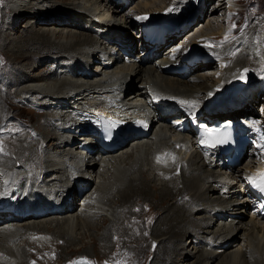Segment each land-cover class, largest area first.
<instances>
[{
    "label": "bare ground",
    "instance_id": "obj_1",
    "mask_svg": "<svg viewBox=\"0 0 264 264\" xmlns=\"http://www.w3.org/2000/svg\"><path fill=\"white\" fill-rule=\"evenodd\" d=\"M108 1L2 0L1 71L8 72L0 76L1 87H6L0 90V134L10 135L0 136V208L7 209L0 214V264H28L22 246L32 250L30 238L35 236L37 244L44 238L48 244L63 241L57 257L65 259L73 252L108 255L114 246L136 249L133 261L143 263L150 241L155 247L151 264H264V222L247 213L253 204L239 195L241 190L219 181L230 174L243 179V168L231 164L223 171L194 146L186 126L187 113L198 110L195 104L204 102L203 111L217 108L223 92L244 70L247 75L252 67L248 59H256L263 49L250 36L243 37L246 33L217 45L231 36L220 35L215 30L218 20L212 19L220 10L232 13L228 0H198L196 19L204 16L207 21L191 26L196 30L183 42L186 33H181L191 24L177 26L185 0H142L131 12L152 21L146 24L155 37L143 42L138 53L126 35L134 19L127 14L120 18L119 8ZM108 12L109 19L103 20ZM25 19L24 31L13 38L10 29L17 30ZM168 41L181 48L188 44L187 56L179 59V51L173 59L169 52L158 57ZM210 53L218 73L206 76L215 64ZM124 54L128 62L122 61ZM189 59L201 60L193 66ZM43 60L59 66L42 69ZM176 64L181 68L174 70ZM200 67L207 71L194 72ZM256 88L247 93L251 100L262 89ZM255 100L241 105L236 97L240 108L220 113L230 115L225 119L236 114L255 117ZM152 101L163 102L162 107H151ZM21 108L32 115L30 120L14 114L13 109ZM102 110L141 114L151 128L131 139L122 130L120 141H127L117 149L100 154L93 142L84 152L79 145L87 138L77 136V129ZM256 116L259 123L264 121ZM83 237L91 247L73 245ZM50 255L44 263L53 259Z\"/></svg>",
    "mask_w": 264,
    "mask_h": 264
},
{
    "label": "rangeland",
    "instance_id": "obj_2",
    "mask_svg": "<svg viewBox=\"0 0 264 264\" xmlns=\"http://www.w3.org/2000/svg\"><path fill=\"white\" fill-rule=\"evenodd\" d=\"M103 1L104 2L105 1L109 2L108 0H103ZM141 1L142 0H115V1L112 0V2L119 8L118 13L119 14L121 13L120 14V18L122 16H125L126 14L132 16L131 19L132 20L134 19L133 28L138 26V23L140 22V19L136 18L135 15L132 14L131 9L133 10L134 7ZM228 1H229V5L230 4L231 5L230 6L227 5V7H229L228 9H232L233 8L232 9L233 10L232 13L229 14L228 12H226L227 10H225V11L220 10L221 12L218 11L217 14H215L214 17L212 18L213 20H218V22H217L218 24H217L215 30L219 31L220 35H223L225 32L227 33V35H230V33H231V36L229 38H227V40L220 41L221 43L218 42L217 45H225L226 43H229L230 41H232L235 38H236V40L238 38L240 39V35H243L244 33H246V35L245 36L243 35V37H247L248 38L250 36L255 44H259L260 48L263 49L262 50L263 52L259 53L258 57L256 59H254V60L248 59L247 63H250V65L252 66V67H248L249 70L247 71V75L249 74L250 76L245 75L246 71L244 70L243 73H242V76H240V80L239 81H235L234 84L230 87L229 90L223 92V94L224 93L225 94L223 96H221V98L219 99V100H222V101H221V103L219 105H217V108L212 109V110H210L208 112H209L210 115L216 114V116H219L221 119H225L226 117H230V115L228 113L221 115L222 113H220L219 110H222L223 108L226 109V110H229V109L234 110L237 107L235 105L238 103L237 101H235L236 97L237 98L240 97V99H242L243 102H242L241 105H243L244 103H249L251 101H254L255 99L251 100L247 96V93H248L249 89H251V88L252 89H257L256 87H258V88H262V89H261V91L258 89L259 92H258L257 98L255 100L256 102L252 103V105H253V109L255 110V113H254L255 117H256V113H257V114H259V117L261 118V117H264V112H263V109H264V107H263L264 106V85H263V82L261 83V81L264 79V0H228ZM196 2H198V0H185L183 2V4H184L183 5V9H185V10H183V14L178 19L182 23L180 25H177V26L181 27L184 24H188V23H191V24L189 25V27H186L184 29V31L181 33V35L184 32L186 33L184 36H182V38L180 40L182 42L186 38H190V39L192 38V32H195L196 29H195V27H193V30L191 31V29H190L191 26L195 25L196 23H198V24L200 23L201 24V23L207 21V19H205L204 16H201L198 19H196L197 14H198ZM113 3H111V4L113 6H115ZM2 4H3V2L1 0L0 1V12H1V5ZM184 6L186 8H184ZM222 12L223 13L225 12V13L221 14ZM109 13L110 12L107 13L108 17L106 15L105 16L106 18H104L103 20L109 19V17H110ZM96 18H98V17H96ZM47 20H49V19H47ZM26 21L27 20L25 19V20H22L21 23L19 22L20 25H18L17 30H15V29L13 30L14 27L10 29V31L13 32V34L11 35L13 38L19 37L18 33L19 34L22 33V32H20V29H21V31H24L23 29L27 25L26 23L28 22V21L27 22ZM0 22H1V19H0ZM146 22L147 23H152V21L149 22V20H146ZM179 22H177V24ZM173 23H176V22H173ZM200 24L198 26H201ZM49 26H52V25H49ZM44 28H47V27H44ZM232 30H234V31H232ZM250 30L253 31L252 34H251ZM230 31H232V32H230ZM187 33H189V34H187ZM232 33H233V35H232ZM126 35H127V37H129L130 40H132L134 43H136L137 36H135L132 33V31H129L128 34H126ZM181 35H179V37ZM152 37H155V33L153 34ZM179 37H177V38L179 39ZM243 37H241V38H243ZM171 42H173V41H171ZM171 42L169 41V43H171ZM174 43L175 42L171 43L166 48L162 47L159 50V52L157 53L158 57L161 56L162 52L165 53L164 50L167 49L168 47H170L171 45H174ZM175 46L180 47V45H175ZM187 46L189 47L188 44H187ZM190 48L192 49V46ZM184 49H185V46L183 47L182 50H184ZM199 51H196L195 53L200 55ZM211 55H213V54L210 53L208 56L214 59L215 64L212 66L213 68L209 69L207 71V70H205L206 69L205 67L204 68L200 67V68L195 69L194 72H196V71H198V72L199 71L200 72L207 71L206 73L204 72V75H206V76L207 75L210 76V74L211 75L212 74H217L218 71L216 69L217 68L216 66H217L218 63H216L215 58L213 56H211ZM202 60L204 61L205 59L202 58ZM44 61H48V60H43L40 63H44ZM51 62L52 61L42 64L41 68L42 69H47V70H49V69L50 70H55L59 66L58 64H55L54 62L51 63ZM31 63L32 62H30V64ZM89 63H90V64H88L89 67L94 65V63H91V62H89ZM2 64L4 65L3 58H0V72H1L0 76L4 77L6 75V73L8 72V70L1 71V69L3 67ZM192 64H193V66H196L197 64L199 65V60H196L195 62L191 63V65ZM25 66H27V65L25 64ZM54 66H56L55 69L53 68ZM38 68H35V69H37V71H38ZM34 72H36V71H34ZM244 76H245V78H244ZM242 84L245 85V87H244L245 90H243V89L240 90L239 89L240 91H237L238 86L242 85ZM261 85H263V86L260 87ZM0 88H1L0 90H2V91H4L6 89V87H4V86L1 87V83H0ZM200 102H201V105L204 103L202 101H198L195 104V106L199 105ZM15 105H17L16 101H15ZM237 105H239V104H237ZM248 106H249V104L246 105V107H248ZM257 108L260 111H258V110L256 111ZM21 109H17V110L13 109V111L15 112V113L14 112L13 113L15 115H18V117H20L24 121L25 120L26 121L30 120V117L32 115L29 114L27 112V110L25 111L24 108H21ZM7 111L11 112L10 110H7ZM203 115H207V114L204 113ZM25 116H27V117H25ZM257 118H258V116H257ZM11 121L12 120H8V122H11ZM262 122H263L262 124L264 125V121H262ZM27 124L30 125L31 122H30V124L29 123H27ZM1 134L4 135L3 138L7 137V135H10V134H7L6 132H3ZM1 134H0V136H1ZM171 135L172 134H169V136H171ZM33 137L37 138L35 134H33ZM38 139H40V137H38ZM126 141L127 140H125L124 143H121L120 146L125 145ZM9 147L10 146L7 145V143H6V150ZM117 148L118 147H116V149ZM8 152H10L9 149H8ZM8 159H9V156L6 158V160H8ZM253 161L256 162L257 158H254ZM247 162L252 163V161H250V159L248 157H245V155H242L241 158L239 159V161L237 162L235 168L240 171L241 170L240 167H243V165H245ZM253 164H254V162H253ZM248 168H250V166H248ZM227 176L231 180H235V183L240 180L239 178L234 177V175H232V174L227 175ZM227 179L226 178L223 179V180L219 179V181L224 183V182H227V181H225ZM235 183L233 184L234 186H235ZM93 187L94 186H92V188ZM90 192H91V190L87 194H89ZM248 214L251 215L250 211H248ZM30 222H32V221H30ZM99 225H100V223H99ZM99 225H97V226H99ZM24 238H26V237H24ZM190 238L192 239V241L195 239L193 236L192 237L190 236ZM83 239H79L78 241L73 242V245L74 246H78V245H82L84 243L86 248H89V247L92 246L91 241L89 239H87V237H83ZM30 240L34 243V246H33L32 250H30L26 245L22 246L23 250L26 251L28 256H29V259L28 258L27 259H28V261L30 263L28 262V264H41V263L42 264H51V263L52 264H73L74 259L78 258V257L85 258L90 264H112V263L113 264H115V263L116 264H120L119 261H122L123 264H151L155 260V257H154L155 255H154V253H152V252H154L155 247H154V244L149 243L150 241L148 242V245L150 244L152 247L149 245L150 248H148V251L145 252L146 255H145V253H143V255H142V256H144V258L146 257V260L143 263H138V262L136 263L135 261H133V260H135L136 254L138 253V252L136 254L134 253V251H136V249L130 251L128 248H127V250L126 249H121L120 247H117V248L115 247V249H114V246H112L111 247V251L108 253V255L107 254H105V255L99 254L98 255L94 251H92V252L86 251V253L82 252L83 254L78 256L77 253H79V252H76V254H75V252H73V253H71L72 257H66V259H65L62 256V254H61V256L57 257L59 252H61L60 248L62 246H64L63 241H58V242H55L54 244H52V243L48 244L46 242V239L44 238V239H41L39 244H37L38 243V238L36 236L35 237H31ZM125 245H130V244L126 243ZM119 249H121V250H119ZM37 252H39L40 255L37 254ZM46 254L47 255L51 254L50 256L53 257V259L48 261L47 263H44L43 259H44V256H46ZM30 256H32V257H30ZM122 257H123V259H122ZM116 259L119 260V261H116ZM39 260H40V262H39ZM136 260L138 261V259H136ZM114 261H116V262H114ZM19 262L22 263V258L19 259Z\"/></svg>",
    "mask_w": 264,
    "mask_h": 264
},
{
    "label": "snow or ice",
    "instance_id": "obj_3",
    "mask_svg": "<svg viewBox=\"0 0 264 264\" xmlns=\"http://www.w3.org/2000/svg\"><path fill=\"white\" fill-rule=\"evenodd\" d=\"M171 10V9H169ZM225 39H227V36L225 37ZM181 103H186V104H189L191 106H194V103L193 102H190V101H181ZM261 183L260 184H257V187H259L261 189V191H264V174H262V177H261ZM78 264H87L86 261H80L78 262Z\"/></svg>",
    "mask_w": 264,
    "mask_h": 264
},
{
    "label": "water",
    "instance_id": "obj_4",
    "mask_svg": "<svg viewBox=\"0 0 264 264\" xmlns=\"http://www.w3.org/2000/svg\"><path fill=\"white\" fill-rule=\"evenodd\" d=\"M82 260L86 261L87 264H90L85 258H82V257L75 258L74 261H73V264H78V262H80Z\"/></svg>",
    "mask_w": 264,
    "mask_h": 264
},
{
    "label": "trees",
    "instance_id": "obj_5",
    "mask_svg": "<svg viewBox=\"0 0 264 264\" xmlns=\"http://www.w3.org/2000/svg\"><path fill=\"white\" fill-rule=\"evenodd\" d=\"M132 41V40H131Z\"/></svg>",
    "mask_w": 264,
    "mask_h": 264
}]
</instances>
